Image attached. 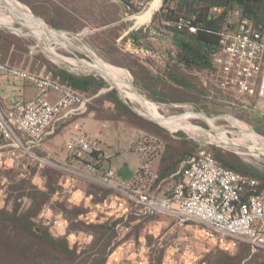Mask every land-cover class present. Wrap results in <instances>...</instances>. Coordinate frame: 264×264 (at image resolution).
<instances>
[{
	"label": "rangeland",
	"instance_id": "1",
	"mask_svg": "<svg viewBox=\"0 0 264 264\" xmlns=\"http://www.w3.org/2000/svg\"><path fill=\"white\" fill-rule=\"evenodd\" d=\"M17 1L15 2L19 6H26L36 18L41 20L43 27L47 26L55 31L65 32L72 46H69L62 38L53 34L47 37L51 44L45 42L39 45L35 41L37 40L35 33L30 29L31 25L28 21H23L20 15L17 19L6 18L7 16L4 14H8V12L2 13L5 8H0V16H4L0 17V35L6 36L14 44L11 45V42L7 39V44L11 47L8 48V54L5 57H3L4 53L0 56V60L11 63V57L15 55L17 58L14 59L13 64L16 66L49 76L53 75L46 71L48 64L78 76L94 75L102 77L107 85L97 93L88 96L90 98L88 111L81 119L86 123V132L100 138L108 146L107 153L113 155L111 166L116 172L122 173V169L124 170L125 168L133 171L140 164L138 154L132 149V143L137 135L146 133L164 143V148L156 157L157 160H160L165 155L168 143L167 138H170L175 141H181L186 146H195L193 152H196L202 145L212 154L213 147H218V149L238 156L243 163L251 167V170L254 169L258 173L264 174V144L263 146L260 144L261 147L256 148L252 143L254 139H251V137H255V139L259 137L264 143V133L258 130L259 124L256 122V119L264 116V112L257 107L256 99H250L249 104L240 107L241 98L236 94L239 104L235 102L229 107L222 106V108H210V110H207L201 108L203 101L197 100V96L189 92L190 90H178V85L176 86L168 78V65L172 63L176 48L167 29L159 25L157 21L154 24L155 26L151 24L153 14L162 4V0L151 14H148V9L152 0H134V4L139 8V11L133 13L128 12L118 0ZM153 27H157V30ZM147 28H151L150 33ZM135 30L139 37L138 41L126 36L130 31ZM85 31H87L86 34H84ZM91 35L95 36L94 41L99 42V47L95 46L93 42L91 43ZM61 36L65 38L63 35ZM24 39L28 42L34 41L37 43L38 46L36 48L44 51L47 55L50 52L48 46H53L54 50L60 55L57 57L53 55L51 57L52 61L44 59L47 64L44 60L39 59L40 57L34 58L24 51V47H26V40ZM61 51H78V58L85 61L77 60V57H70L61 53ZM36 61L45 65L40 64L39 68L33 69ZM102 63L108 64L127 77L140 94L139 101L146 102L148 104L146 108H150V110L159 115L158 119H155L154 116L151 118L160 124L150 120L148 116L143 114L141 107L131 101L124 89L112 84L93 69L97 66H102ZM123 64L127 65V67ZM186 72L196 84L200 83L201 77L206 79L207 76L206 71L187 70ZM136 78L141 83L140 87L135 84ZM210 81H212L213 85L215 84L214 79H210ZM8 84L16 87L25 86V83H21L18 79L10 80ZM111 89L116 90L120 100L134 114H129L125 117L142 124L150 122L154 125L153 131L115 118L113 104L104 98V93ZM190 113H193L194 116H204L206 121L202 118L185 115ZM221 116L227 118H210ZM81 119L80 121H82ZM164 120L172 121L173 123L164 124L166 123ZM102 123L107 125L105 131H102ZM207 125H211L216 133H210ZM65 126L67 127L68 125ZM68 130H70V126L64 128L63 124L60 125L59 131L56 130L52 135L48 136L44 144L46 146L50 144L60 146V152L63 153L68 139ZM241 133L248 135L247 140L242 138L243 135ZM222 134L223 136H221ZM211 142H216L220 146L209 144ZM62 153H57L56 159L63 160L64 153ZM185 164L186 160L182 161L178 169H182ZM47 170L58 171L51 166H45L38 173L35 169L30 172L29 176H24L21 175V169L0 167V208L11 211L15 206H18V212L20 213L30 209L36 199L35 195L37 194L34 193L48 191V180L50 181L51 177L56 176L50 175ZM60 176L61 173L58 171L56 179L51 180L55 185V191H58L59 194L56 195L54 191L51 197L42 204L32 221L37 227H44L53 237L66 238L69 246L76 249V254H80L83 251H88L95 241L96 234L89 232L91 231L89 227L112 223L114 220L109 218L97 221L99 219L96 216L97 219L91 221L90 218L87 220L78 215V221L81 224L75 227L79 230L71 231L69 219L59 212L62 209L61 205L68 210L76 206L69 204L65 194L61 193ZM176 176L173 175L165 180L164 187L166 188L170 183L177 181L179 177L177 174ZM85 184L95 189L96 194L99 195L95 199H102L107 194V191L108 193L112 192L111 189L98 184ZM85 184L84 182L78 183V185ZM82 211H84L83 213L89 212L84 207H82ZM113 226L116 236L117 233L119 235L122 228L115 227L114 224ZM200 229L201 226L194 222H179L178 225L171 228L161 229L160 234H157L158 236H152L157 241H155L156 244L161 243L163 245L167 242L162 261L165 258L167 249L178 245L181 249H189L186 255L196 257L197 264H206L205 256L210 251L218 249V246L205 239ZM36 230L38 231L39 228H36ZM98 235H101V231H99ZM107 237L104 238L105 242L109 243L114 240L111 233ZM135 245L139 247L140 242L136 240ZM108 246L111 247V245ZM106 249L109 248L106 247ZM249 251L250 254L258 252L264 254V249L261 252L259 248L251 246ZM175 255L176 258H179V254ZM109 256L106 264L108 261L109 264H116L114 263L116 255ZM86 257L87 255H82L77 260L82 262ZM123 261L127 260L123 259Z\"/></svg>",
	"mask_w": 264,
	"mask_h": 264
},
{
	"label": "built area",
	"instance_id": "2",
	"mask_svg": "<svg viewBox=\"0 0 264 264\" xmlns=\"http://www.w3.org/2000/svg\"><path fill=\"white\" fill-rule=\"evenodd\" d=\"M233 18V27L221 31L223 46L215 58L219 64L215 81L221 89L240 96L243 105L256 99L257 107L264 112V25L240 18L238 11L233 12ZM182 25L178 23L177 26L182 28ZM45 29L54 31L60 38L61 35L68 37L65 32L47 26ZM189 30L194 32L195 27L189 25ZM45 33L42 39L36 37L39 45L49 43L47 37L51 35ZM37 43L30 41V54L42 53L51 61L53 55H59L53 46H48L50 52L47 55L36 48ZM67 43L72 46L71 42ZM61 53L85 61L78 58V51ZM2 77L30 85L34 95L14 99L9 106L0 96V167L21 169V175L29 176L35 169L38 173L45 166H51L61 173V193L69 197L76 182L98 184L111 189L112 196L124 209L128 210L131 202L141 214L167 215L178 222L200 225L204 238L225 251L233 252L238 241L264 249V184L258 178L223 166L201 145L177 172L181 178L165 188V179L160 180L153 169V161L164 143L141 133L132 143L140 160L139 167L131 177L122 179L113 168L104 167L107 160L105 143L86 132L80 121L87 113L90 98L48 75L0 61V80ZM67 122L70 130L66 158L58 160L46 149L44 141L54 133L57 123ZM102 127V131L107 129L105 123ZM207 128L210 133H216L211 125ZM242 135L247 140L248 135ZM251 139L256 148L264 144L259 137ZM209 144L220 146L216 142ZM72 200L77 202L76 198ZM103 204L106 202L100 204V208L99 205L96 207L99 213L104 211ZM116 214L118 211L113 215ZM81 217L88 220L87 215ZM188 250L172 246L167 249L162 264H197L196 257L186 255ZM115 251L109 257L115 255ZM175 254H179V258ZM123 259H114V263L149 264L145 251Z\"/></svg>",
	"mask_w": 264,
	"mask_h": 264
},
{
	"label": "trees",
	"instance_id": "3",
	"mask_svg": "<svg viewBox=\"0 0 264 264\" xmlns=\"http://www.w3.org/2000/svg\"><path fill=\"white\" fill-rule=\"evenodd\" d=\"M118 1L130 13L139 11V8L134 4V0ZM214 8L218 10H214ZM235 11L239 12L240 18H247L255 25H264V0H162V4L154 12L151 20L153 26H155L154 24L157 21L159 25L168 30V34H170L169 36L176 48L172 63L168 65V78L176 86L178 85V90H190L189 92L197 96V100L203 101L201 105L203 109L210 110V108L216 109L222 108V106L229 107L235 102L239 104V99L236 97L235 92L223 90L217 86L216 81L214 85L210 81V79L215 80L219 68V64L215 58L223 46L221 31L223 29L229 30L233 27L235 22L233 12ZM178 23L183 24L182 28H178ZM189 25L195 27L194 32L189 30ZM153 28L157 30V27ZM148 30L150 33L151 28H147ZM126 36L130 39L133 38L135 41L139 40L136 30L130 31ZM94 38L95 36L91 35V43L93 42L95 46L99 47V42L94 41ZM7 39L6 36L0 35V56L4 53L3 57L8 54V48L11 47L7 44L9 40ZM9 42H11V45H14L12 41L9 40ZM29 44L30 41L26 40L24 51L28 55L49 61L42 53L30 54ZM16 58L17 56H12V62L8 63L15 65L13 61ZM0 61L7 62L5 60ZM45 62L47 63V61ZM40 64L45 65L36 61L33 69L39 68ZM123 65L127 67V65ZM47 67L46 71L53 75L50 76L51 78L85 97L97 93L107 85L102 77L94 75L78 76L50 64ZM187 70L206 71V79L201 77L200 83L196 84L190 79V75L186 72ZM135 84L139 87L141 85L137 78L135 79ZM104 98L113 104L115 118L153 131L154 125L152 123L142 124L125 117L129 114H134L120 100L115 89L106 91ZM89 103L90 101L87 103V111ZM239 106L243 107L244 105L240 102ZM256 122L259 124L258 130L264 133V116L256 119ZM62 124L64 126L67 125V123H61L60 125ZM56 130L59 131V127H56L54 132ZM167 139L166 153L158 160V176L160 180H167L177 174L179 180L181 178L180 173H177L181 170V168L178 169L179 164L185 160L187 162L195 154L193 152L195 146L190 147L181 141ZM212 154L223 166L246 175L257 177L264 184V174H260L254 169L251 170L250 166L243 163L233 153L213 147ZM47 171L50 172V175H56L55 177H51V180H55L58 176V171L56 170ZM51 180H48V191L34 193L37 195H35L34 205L30 209L20 213L18 212V206H15L11 211L0 208V264H106L107 257L120 243L131 238L138 240L144 225L153 218L160 216V214H142L139 221L135 222L130 230L125 231L121 229L119 235L117 233L118 237L114 230V222L90 226L89 229L91 231L89 232H93L94 235L96 234L95 241L88 251L76 254V249L69 246L66 238H55L44 227H37L32 221V218L36 215L42 204L55 191V185ZM61 208L59 213L67 216L69 219L71 231L79 230L75 226L81 224L78 221V215L82 212V207L76 206L68 210L65 206L61 205ZM134 217V215H131V220ZM36 228H39V230L37 231ZM99 231H101L100 236L98 235ZM110 233L114 240H111L109 244L104 241V238H108L107 236ZM155 241L152 235L146 236V243L149 246V261L150 264H161L167 242L162 245L161 243L156 244ZM108 245H111V247ZM106 247L109 249H106ZM249 248V244L241 241L236 243L233 252H228L218 247V249L210 251L205 256V262L206 264H264V254L260 252L250 254ZM259 249L262 252L263 249ZM82 255H87V257L80 262L77 259Z\"/></svg>",
	"mask_w": 264,
	"mask_h": 264
},
{
	"label": "crops",
	"instance_id": "4",
	"mask_svg": "<svg viewBox=\"0 0 264 264\" xmlns=\"http://www.w3.org/2000/svg\"><path fill=\"white\" fill-rule=\"evenodd\" d=\"M8 81H10V79H7L5 77H2L0 80V96L4 101V104L6 106H9L10 103L17 98H30L34 95V89L30 86V85H26L21 87H16V86H10L8 84ZM23 83V82H21ZM82 120V119H81ZM84 127L86 129V123L82 120ZM61 123H57L56 127H60ZM62 127V126H61ZM69 126H64V128H68ZM69 133V130H68ZM91 135V134H90ZM48 142H50V140H48ZM56 144V143H54ZM46 149L52 153L54 156H57L56 154L59 153L61 154L62 152H60V146H55L53 144H50L49 146H46ZM57 152V153H56ZM106 161L103 163L104 167H111V159L113 157L112 154H108V146L106 145ZM64 155H63V160L64 158H66V146H65V150H64ZM62 153V154H63ZM62 159V158H61ZM157 166H158V160L155 159L153 161V169H155L157 171ZM139 165L137 167H135L133 169V171H129L128 168H125L124 170L122 169V173L121 172H116L118 173L117 175L119 177H121L122 179H128L129 177H131L135 171L138 169ZM118 169V168H116ZM79 182H76L73 187H72V194L69 197L68 195L66 196V200L69 204L71 205H75V206H80L84 207L85 210L87 209V211H89L88 213H83L84 211H82L79 215H87L88 218L92 219L91 221L96 220V216H98L97 221L100 220H104V219H111L114 220L115 223V227H121L122 229H124L125 231H128L131 229L132 225L135 222L139 221L140 215H142L141 213L138 212V209L136 208L134 203L129 202L128 203V210L123 208V205L120 204L118 201H116V199L112 196V192L107 193L106 195L103 196L102 199H95L97 196L95 189H93L92 187H88L85 182V185H78ZM90 184V183H87ZM91 189V190H90ZM58 191H55V194H59L57 193ZM76 198L77 202H74L72 199ZM104 201L106 202V204L103 206V210L101 211L102 213H99L96 207L97 205H99L98 208H100V204L104 203ZM119 203V205H118ZM125 204V203H124ZM127 210V211H126ZM100 211V210H99ZM118 211V214L113 215L114 213H116ZM131 215H134V219L131 220ZM179 222L176 218L171 217V216H167V215H160L158 217L153 218L152 220H150L147 224L144 225L143 229H142V233L140 234V236L138 237V242H140V246L137 247L135 245L136 240L131 238L128 239L126 241H123L122 243H120L116 248H115V255L116 258L121 260L123 258H127V257H133L135 256L138 252H143L145 251L147 254L149 252V246L146 245V236L147 235H152V236H158L157 234H160V230L161 229H166V228H171L175 225H178Z\"/></svg>",
	"mask_w": 264,
	"mask_h": 264
},
{
	"label": "bare ground",
	"instance_id": "5",
	"mask_svg": "<svg viewBox=\"0 0 264 264\" xmlns=\"http://www.w3.org/2000/svg\"><path fill=\"white\" fill-rule=\"evenodd\" d=\"M15 1H17V0H15ZM15 1L14 0L0 1V8H5V11H3L2 13L8 12V14L7 13L4 14L5 16H7L6 18L9 17L11 19H17V18H19V15H20V17L23 21H25V22L28 21L30 23V25H31L30 29H32L34 31L35 36L40 37L41 39L46 34L45 32H47L49 34H53L55 36H58L54 33V31L48 32L49 30H46L45 27H43V25L41 24V20L36 18L26 6H25L26 8L24 7L23 4H22L23 6H19ZM160 2H161V0H152L150 3L149 9H148V14H151L159 6ZM0 17H4V16H0ZM62 39L65 42L68 41L67 39H65L63 37H62ZM93 69L96 72H98L100 75L105 77V79H107L112 84L117 85V86L121 87L122 89H124L126 91L127 95L129 96V98L131 99V101L136 103L138 106L141 107L143 114L148 116V118L152 119L154 122L160 124L158 121L155 120V119H158L159 115L157 113L153 112L152 110H150V108L147 109L146 107L148 106V104L146 102H144V101L140 102L139 101L140 100L139 98L141 97L140 94L137 93V91L133 88L132 84L130 83V81L127 79V77L125 75H122L117 70H115L114 68H112L108 64H104V63H102V66H97L96 68H93ZM185 115L190 116V117L202 118L205 120L204 116L203 117L202 116H194L193 113L185 114ZM153 116L155 119L151 118ZM210 118L214 119V117H210ZM225 118H227V117H225ZM164 121H166V123H164V124L173 123L172 121H169V122L167 120H164ZM174 123H176V122H174Z\"/></svg>",
	"mask_w": 264,
	"mask_h": 264
},
{
	"label": "water",
	"instance_id": "6",
	"mask_svg": "<svg viewBox=\"0 0 264 264\" xmlns=\"http://www.w3.org/2000/svg\"><path fill=\"white\" fill-rule=\"evenodd\" d=\"M102 76V75H101ZM105 78V77H104ZM132 86H133V84H132ZM133 88L136 90V88L133 86ZM137 91V90H136ZM137 93H138V91H137ZM216 118H225V117H214V119H216ZM150 120H152V119H150ZM153 121V120H152Z\"/></svg>",
	"mask_w": 264,
	"mask_h": 264
}]
</instances>
